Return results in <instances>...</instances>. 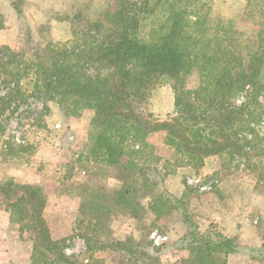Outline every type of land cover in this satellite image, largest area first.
<instances>
[{
  "label": "trees",
  "instance_id": "obj_1",
  "mask_svg": "<svg viewBox=\"0 0 264 264\" xmlns=\"http://www.w3.org/2000/svg\"><path fill=\"white\" fill-rule=\"evenodd\" d=\"M21 2L10 1L17 15ZM210 9L209 0H109L101 16L86 20L65 44L37 43L29 35L27 49L0 46V131L30 97L41 100L45 112L49 101L65 116L92 112L85 151L74 160L84 173L77 182L81 201L72 227L84 242L81 260L64 253L66 237L53 236L43 214L42 188L13 178L0 181L10 220L26 221L33 232L30 264H106L96 256L104 250L119 255L116 264H156L148 244L113 236L112 208L140 218L145 210L138 201L141 190L154 192L177 168L198 170L211 155L229 166L237 154H246L245 147L251 149L246 135L257 133L249 121L264 113L259 100L264 97V38L244 62L233 42V21L211 18ZM164 78L173 83L174 114L151 121L133 102ZM190 79L194 83L188 87ZM158 132L165 134L171 160L148 150V138ZM109 171L121 181L112 191L102 185ZM163 192L154 196L151 209L158 216L172 210L182 215L186 232L180 247L189 255L180 264H226L224 256L238 252L236 237L203 236L182 197Z\"/></svg>",
  "mask_w": 264,
  "mask_h": 264
},
{
  "label": "rangeland",
  "instance_id": "obj_2",
  "mask_svg": "<svg viewBox=\"0 0 264 264\" xmlns=\"http://www.w3.org/2000/svg\"><path fill=\"white\" fill-rule=\"evenodd\" d=\"M10 1L0 0V46L20 51L27 49L29 35L34 42L51 41L57 45L76 38L86 20L101 16L109 0H22L21 15L16 14ZM249 3L246 7V0H209L211 18L233 21V42L237 41L246 63L264 38V0ZM193 83L190 79L187 86ZM259 100L264 103V97ZM47 105L45 112L41 100L30 97L4 122V130L0 131V181L13 178L42 188L47 199L43 214L51 222L53 236L66 237L64 253L81 260L84 242L72 227L81 201L77 182L83 180L84 173L74 160L85 151L92 112L85 110L80 116L71 117L63 115L54 101ZM133 105L151 121L167 119L174 114L172 81L159 80ZM257 113L254 111L253 115ZM249 122L257 134L246 135L252 142L251 149L244 148L245 155L237 154L229 166L216 154L207 157L198 170L177 168L165 176L154 192L143 189L138 193V201L145 209L140 218H131L113 207V236L121 240L132 237L140 245L148 244L145 249L157 258L156 264H180L189 255L187 249L180 247L186 232L182 215L172 210L158 216L151 209L154 196L166 191L182 197V206L203 236L237 238L238 252L225 255L226 264H264V113ZM164 140V133L152 134L148 150L171 160L172 150L164 146ZM73 164L75 168L71 170ZM120 184L114 171L102 180L108 191ZM8 202L0 196V264H30L33 232L27 229L26 221L10 220ZM229 229H238V233ZM182 252L186 257H181ZM96 256L106 264H116L119 257L111 250L98 251Z\"/></svg>",
  "mask_w": 264,
  "mask_h": 264
},
{
  "label": "crops",
  "instance_id": "obj_3",
  "mask_svg": "<svg viewBox=\"0 0 264 264\" xmlns=\"http://www.w3.org/2000/svg\"><path fill=\"white\" fill-rule=\"evenodd\" d=\"M241 228H245L244 225L241 226ZM231 231V233H238V229H229ZM181 257H186V254L185 252H182V256Z\"/></svg>",
  "mask_w": 264,
  "mask_h": 264
}]
</instances>
